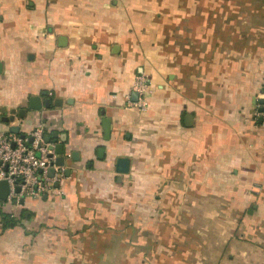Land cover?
<instances>
[{
    "label": "crops",
    "instance_id": "0c3cea01",
    "mask_svg": "<svg viewBox=\"0 0 264 264\" xmlns=\"http://www.w3.org/2000/svg\"><path fill=\"white\" fill-rule=\"evenodd\" d=\"M260 98L264 0H0V132L67 153L0 200V264H264Z\"/></svg>",
    "mask_w": 264,
    "mask_h": 264
},
{
    "label": "built area",
    "instance_id": "2783aa9c",
    "mask_svg": "<svg viewBox=\"0 0 264 264\" xmlns=\"http://www.w3.org/2000/svg\"><path fill=\"white\" fill-rule=\"evenodd\" d=\"M147 89L145 79L140 76L135 90L145 92ZM29 136L34 137L33 142L29 141ZM44 139L42 124L25 137L12 132H0V180L5 179L9 183L8 200L18 201L25 195L40 196L53 189L57 174L62 169L56 166L57 154L51 149L53 144ZM40 142H43L41 146ZM50 168L56 169L53 177L49 176ZM17 188L20 190L17 191Z\"/></svg>",
    "mask_w": 264,
    "mask_h": 264
},
{
    "label": "water",
    "instance_id": "95a60500",
    "mask_svg": "<svg viewBox=\"0 0 264 264\" xmlns=\"http://www.w3.org/2000/svg\"><path fill=\"white\" fill-rule=\"evenodd\" d=\"M134 95V98L137 100L138 98V92H134L133 93ZM61 99H57L54 103L56 105L58 104H61L62 101H60ZM60 102V103H59ZM259 102H260V107H259V110L261 112H264V98H260L259 99ZM43 106V103H42V96L41 95H33L31 96L30 100H29V105H28V108L29 109H33V110H39L41 109ZM45 106L46 107H50L51 106V99L50 98H47L45 100ZM5 111V110H4ZM6 113V112H5ZM27 114V109L23 108V109H20L18 111H16V109H13L12 110V113L10 115H4L2 117V121L6 122V123H12V122H15V120L17 118H25ZM263 120V117L261 116L260 117V121ZM103 128H104V134H105V138L106 139H109L110 137V132H111V121L110 119L108 118H103ZM9 131L13 132V133H16V134H19L21 137H25L26 135L24 133H21V125L20 124H16L14 123L13 125H10L9 127ZM58 133L57 132H54L52 135L50 136H46L44 141L45 142H51L52 139H54V141L56 142L58 140ZM29 141L30 142H33L34 141V137L33 136H29ZM65 141H66V137H62V142H59V143H56L55 146L51 147V149H54L56 154H57V157H56V166L60 167V168H63L66 164V161H67V153L65 151ZM43 144V142H40L39 143V146H41ZM78 152L75 151L73 154H72V158L74 160H77L78 159ZM103 157V155L101 156ZM117 171L119 173H128L129 170H130V159L127 158V157H120L118 160H117ZM70 172V169L69 168H65V173L69 174ZM56 173V169L55 168H50L49 169V176L50 177H53ZM58 185V183H56V186ZM20 189L17 188V191H19ZM9 191H10V187H9V183L7 180L5 179H2L0 180V199L2 200H7L8 199V195H9Z\"/></svg>",
    "mask_w": 264,
    "mask_h": 264
}]
</instances>
